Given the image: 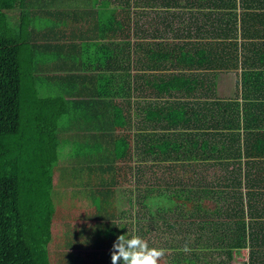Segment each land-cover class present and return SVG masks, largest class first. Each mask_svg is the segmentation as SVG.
Listing matches in <instances>:
<instances>
[{
  "label": "crops",
  "instance_id": "crops-1",
  "mask_svg": "<svg viewBox=\"0 0 264 264\" xmlns=\"http://www.w3.org/2000/svg\"><path fill=\"white\" fill-rule=\"evenodd\" d=\"M39 1L41 24L24 29V94L34 108L29 114L33 137L26 138L37 148L87 150L71 159L64 154L58 161L63 167L57 178L65 183L56 196L70 193L76 199L74 208L52 220L47 264H111L112 243L94 235L93 228L111 225V241L124 234L129 238V218L118 213L112 220L98 219L94 212L112 211L113 206L117 212L128 211L131 194L104 189L98 182L136 180L142 189L141 182L155 180L154 171L138 169L141 162L151 166L156 161L145 159L140 150L161 148L166 141L175 146L208 131L211 102L241 105L237 84L243 75L256 81L260 74L264 83V41H243L245 63L224 71L219 70L224 63L211 59L204 43L210 34L229 31L224 12L203 6L208 0ZM234 33L241 51L242 33L264 35V13H251L243 24L237 19ZM116 76L124 84L121 92L106 79ZM260 91L251 88L247 95L255 100L264 94ZM116 107L122 125L116 122ZM118 134L125 135L131 153L116 166H137L136 173L126 167L112 171L113 159L96 151L113 149ZM31 204L45 209V202ZM133 206L139 210L141 205L137 201ZM152 206L157 210L158 205ZM143 221H133L134 226Z\"/></svg>",
  "mask_w": 264,
  "mask_h": 264
},
{
  "label": "trees",
  "instance_id": "trees-1",
  "mask_svg": "<svg viewBox=\"0 0 264 264\" xmlns=\"http://www.w3.org/2000/svg\"><path fill=\"white\" fill-rule=\"evenodd\" d=\"M240 1L208 0L203 5L224 12L229 31L210 34L204 43L210 48V58L224 63L219 70L233 71L236 63H245L243 41H257L258 45L264 41V35L242 33L240 51L238 35L234 33L236 21L243 24L251 13H264V0H254L257 3L253 4ZM42 19L39 0H0V264H47L51 223L60 216L48 208L51 204L57 206V198L45 199L43 189L36 193L41 202L48 200L45 209L34 208L31 203L37 199L22 206L21 166L26 163L30 174L46 175L58 189L65 183L57 178L63 167L58 165L60 156L66 154L71 159L87 151L68 153L56 145L52 149L37 148L36 142L26 138L33 133L29 114L34 108L33 101L24 94V29L38 26ZM260 77L256 74L255 81L251 75H243L241 84H237L241 88V105L234 100L211 102L208 131L192 134L188 141L175 146L166 141L161 148L140 150L145 159L156 160L151 166L141 162L138 168L156 174L155 180L141 182L142 189L136 180L98 182L104 189L127 190L131 194L130 209L117 212L113 206L112 211L106 208L94 212V217L112 220L119 213L129 218V238L138 233L150 248L167 250L160 264H234L242 251H247V259L241 264H264V94L255 100L247 95L251 88L258 93L260 89L264 91ZM106 79L111 88L122 91L120 76ZM114 116L116 122H121L117 107ZM116 137L120 140L113 149L96 151L113 159L109 166L112 171L126 167L136 173L137 166L117 168L116 164L125 161L131 151L125 135ZM100 168L106 170L107 166ZM32 191L29 189L30 195ZM137 201L139 210L133 206ZM152 204L158 205L157 210ZM137 219L144 220L139 227L134 226ZM93 231L96 236L98 233L107 237L106 244H113L109 237L113 234L111 225L98 224ZM154 235V239L149 237ZM185 245L190 252L183 251Z\"/></svg>",
  "mask_w": 264,
  "mask_h": 264
},
{
  "label": "rangeland",
  "instance_id": "rangeland-1",
  "mask_svg": "<svg viewBox=\"0 0 264 264\" xmlns=\"http://www.w3.org/2000/svg\"><path fill=\"white\" fill-rule=\"evenodd\" d=\"M8 144L10 146V150H12V146H11V142L10 140H7ZM33 168V167H31ZM35 168V167H34ZM30 167L28 166V164L25 163V166H21V174L19 177L20 181H21V186H23V189H21V197H22V206H26L29 202V200L32 199H37L36 202L35 201V206H37V204H39L41 202V197H38L36 190L37 189H43L46 193V197L49 200V198H54V197H58L56 195L57 194V187L56 183L52 184V181H50V179L48 177H46V175L42 174L40 175L39 173H32L30 174ZM22 188V187H21ZM33 188V194L30 195L29 189ZM52 190V191H49ZM43 197V196H42ZM43 199V200H45ZM75 199L73 198V196H70V193H67L65 196H59L58 197V203L56 204L57 206H59V208L57 206L54 205H49V209L50 210H58L59 209V213L62 211H70L72 208H74L75 206ZM45 201V202H48ZM52 203V202H51ZM48 255H45V259L47 260ZM247 259V251H242L240 253V255H237L235 258V262L234 264H241L243 261H245Z\"/></svg>",
  "mask_w": 264,
  "mask_h": 264
},
{
  "label": "clouds",
  "instance_id": "clouds-1",
  "mask_svg": "<svg viewBox=\"0 0 264 264\" xmlns=\"http://www.w3.org/2000/svg\"><path fill=\"white\" fill-rule=\"evenodd\" d=\"M185 253L191 249L185 245ZM167 250L149 247L148 242L139 236L127 238L126 234L116 237L110 249L111 264H160Z\"/></svg>",
  "mask_w": 264,
  "mask_h": 264
}]
</instances>
